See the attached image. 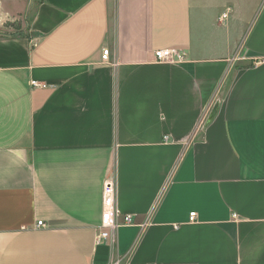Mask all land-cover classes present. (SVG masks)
Wrapping results in <instances>:
<instances>
[{
    "label": "crops",
    "instance_id": "0c3cea01",
    "mask_svg": "<svg viewBox=\"0 0 264 264\" xmlns=\"http://www.w3.org/2000/svg\"><path fill=\"white\" fill-rule=\"evenodd\" d=\"M35 1L0 35V264H264V0ZM107 177L133 221L97 242Z\"/></svg>",
    "mask_w": 264,
    "mask_h": 264
},
{
    "label": "built area",
    "instance_id": "2783aa9c",
    "mask_svg": "<svg viewBox=\"0 0 264 264\" xmlns=\"http://www.w3.org/2000/svg\"><path fill=\"white\" fill-rule=\"evenodd\" d=\"M227 14L224 13L221 16V20H225ZM154 58L157 62L164 63H174L180 64L185 62L187 59V54L182 49H166L158 50L154 52ZM101 62L109 63V50L103 49L101 52ZM35 87H41L35 82H32ZM101 224L100 231L96 236V241L100 242L107 238L108 234L103 230L114 231L120 226H130L132 224V216L124 215L122 216L115 205V184L112 177H107L103 182L102 195H101ZM195 214H190L189 219L192 221ZM121 222H118V220ZM45 224L43 222H37L36 228H43ZM103 229V230H102Z\"/></svg>",
    "mask_w": 264,
    "mask_h": 264
},
{
    "label": "rangeland",
    "instance_id": "374dc122",
    "mask_svg": "<svg viewBox=\"0 0 264 264\" xmlns=\"http://www.w3.org/2000/svg\"><path fill=\"white\" fill-rule=\"evenodd\" d=\"M35 4V0H0V35H24Z\"/></svg>",
    "mask_w": 264,
    "mask_h": 264
},
{
    "label": "water",
    "instance_id": "95a60500",
    "mask_svg": "<svg viewBox=\"0 0 264 264\" xmlns=\"http://www.w3.org/2000/svg\"><path fill=\"white\" fill-rule=\"evenodd\" d=\"M215 111H216V109H214L213 112L211 113L209 121L213 118Z\"/></svg>",
    "mask_w": 264,
    "mask_h": 264
}]
</instances>
